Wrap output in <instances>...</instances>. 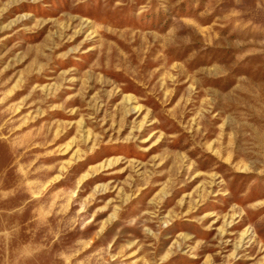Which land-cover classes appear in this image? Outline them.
<instances>
[{
    "label": "rangeland",
    "instance_id": "rangeland-1",
    "mask_svg": "<svg viewBox=\"0 0 264 264\" xmlns=\"http://www.w3.org/2000/svg\"><path fill=\"white\" fill-rule=\"evenodd\" d=\"M0 264H264V0H0Z\"/></svg>",
    "mask_w": 264,
    "mask_h": 264
}]
</instances>
